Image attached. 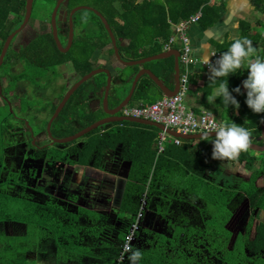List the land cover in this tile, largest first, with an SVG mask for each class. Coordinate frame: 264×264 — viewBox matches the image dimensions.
Returning a JSON list of instances; mask_svg holds the SVG:
<instances>
[{
	"label": "trees",
	"instance_id": "1",
	"mask_svg": "<svg viewBox=\"0 0 264 264\" xmlns=\"http://www.w3.org/2000/svg\"><path fill=\"white\" fill-rule=\"evenodd\" d=\"M26 1L0 0V37L2 38L0 52L8 36V23L10 22V25H12L23 21ZM52 1L56 3L58 0H50V2ZM228 1L68 0L67 5L70 9L79 5H86L100 11L107 18L116 36L121 57L125 61H132L162 53L165 42L172 36V26L189 19L199 10H202V17L196 24L204 30L215 26L226 16ZM250 2L254 6L255 11L264 15V0H250ZM14 14L16 19L12 16ZM88 14L92 15V17ZM94 17L99 22V26L96 28L91 25V19ZM75 20L76 24L85 29L86 35L75 39L74 46L69 52H76L73 58H70V55H65L58 58L57 62L72 60L75 70L84 76L93 70L91 59L94 53L99 49H105L112 43L109 33L95 12L88 9L80 10L75 14ZM239 29V37L250 39L253 45L257 47V55L264 58V20L257 19L256 25H253L251 20L242 19L239 22ZM232 40L227 39L222 43L217 42L215 46L223 53L228 50ZM109 53L111 58L114 57V59L112 58L113 63L120 66L123 65L118 61L113 47L109 49ZM250 59H255V57ZM144 66L151 69L162 81L169 83L174 74L175 62L174 58L170 57L146 63ZM132 67L133 70L130 72H123L122 67L119 69L116 79L120 80L121 84H125L129 79L128 77L135 74L140 66ZM100 74L99 76L96 75L97 77H92V79L96 80L101 97H103L107 75L105 73ZM247 74V67L245 66L228 78H219L215 84L211 80L206 81L202 87H197V91L201 92L202 100L207 102V97L213 94L214 89L220 83L228 79L231 91L236 86L242 85V81L246 79ZM192 82H194L193 78ZM140 83V87L150 83L158 88L148 77H144ZM86 85L87 82L74 93L71 98L73 103L67 104L52 124V127L56 123L61 125L60 129L55 131L56 133L51 130L52 135L56 138L73 135L106 116L105 112L101 114L90 113L88 115L83 113L84 108L79 102V93ZM126 95L127 93L124 96H120L112 106H118ZM233 95L237 94L233 93ZM133 98H144V95L138 90ZM237 99L240 102L237 115V111H234L231 107H224L219 98H217L216 104L219 107V112L226 114L228 123L234 121L252 130L254 137H261V123L264 120V113H252L247 107L245 103L246 97L243 95H237ZM155 101L156 99L150 100L151 103ZM54 110L55 108L52 112ZM15 114L17 112H11L8 105L0 106V224L6 223L9 225V223H14L17 226V230L18 225H25L28 232L30 230L33 231L34 241L30 244L25 242L21 250L19 249L20 243H18V247L12 245L11 250L14 252V256L15 253L17 256L10 258L11 261L8 259L9 262L5 263V260H3V256H5V241L15 238L5 237L0 234V264H3V262L4 264H19L18 256L24 255L32 249H37L36 252H39L41 250L40 245L43 242L47 243L49 240H53L57 245L56 261L58 263L60 260H68L75 264H84V260L89 259V263L92 264L93 260L88 251L91 237L94 239L93 243L100 246L97 250V254L100 255L95 258L96 260L93 264H131L129 257L133 251L137 250L135 245L124 255V260L122 261H119L120 254L125 237L132 224L136 221L142 207L141 198L146 192L149 199L144 214V224L146 223V225H149L148 220L152 217L150 213L153 216L162 214L163 212L159 206L162 207L164 202L168 200V196H172L173 199H176H170L172 214L178 216L184 215L185 212L188 213V210L198 205L199 200L203 201L202 198H206L216 208L215 213L218 215L214 214L211 219L205 218L202 220L204 225L202 229L204 231L206 229L209 232L224 229V225L230 215L228 204L232 198L238 195V191L231 190L229 186L231 178L226 180L228 185L224 184L222 186L220 185L221 179L216 184L206 181L204 177L207 167L206 162L212 157L209 144H205L204 148L195 149L189 141H185L182 146L171 142L166 144L165 151L157 157L156 140L159 129L130 121L110 124L115 126V128H111L108 125L98 127L84 136L83 139L81 138L79 144V140L61 144L63 147L71 146L70 153L74 156V162L70 165L75 168H84V179L92 178L103 182L104 175L107 172L105 160L108 152L112 151L113 155H117L120 160L129 163L127 185L120 198V206L118 209L114 208L116 215L111 214L113 211L112 206H110L111 211L106 214L102 208H99L98 204L93 207L99 208L101 211L90 210L88 207L77 204L82 198L81 187L71 190L72 188L68 182L62 186L58 185L57 189L46 193L44 188L29 185L28 181L19 184L10 177H3L6 139L7 135L11 133L5 121H8L9 117H14ZM26 129L30 134L29 143L32 145L31 132L28 127ZM43 131L48 136L47 125H45ZM49 150V147L43 148L44 152L48 151L47 157L51 156ZM40 151L38 149L39 154L34 156V160L43 153V151ZM248 152L241 153L237 158L241 163L247 162V166L250 164ZM98 168L102 169L101 172L103 174L100 176L93 174V171H96L94 169ZM259 174V172H254L250 180L246 184L242 180L243 183L240 186L252 199L258 198V190L254 183ZM35 177L36 175L34 174L33 178ZM105 201L107 202V200ZM184 206L189 207L184 208ZM213 206L211 207L214 208ZM206 211L208 210H200L199 214L202 213V216ZM110 218L114 219L116 224ZM117 221L121 222V224L118 225ZM98 223L105 225L104 231L94 235L89 233L92 232L94 225H99ZM107 225H110L108 229H106ZM179 231L180 227L175 232ZM108 232L111 233L113 247H116L114 249L105 247L104 239L107 237ZM224 235V240L215 239V241L211 242V245L219 249L226 245L229 237L226 238L227 235ZM99 239L103 241L102 244L97 241ZM120 244H122L121 247ZM262 250H264V231L252 242L248 238L239 237L235 243L234 250L226 252L227 255L225 257L231 260L229 264H264V259L259 256ZM166 252V248L164 250L156 249L153 254L141 252L142 258L137 261V264H148V257L153 260L152 264H181L178 261L180 259L179 256L175 261L172 254ZM248 252H251L250 256ZM108 253L111 255L110 260L105 258ZM211 255L214 256L213 253ZM101 256L105 257L101 258ZM183 256L185 257V255ZM235 258L237 259L236 261ZM239 261L240 263H238ZM182 263L186 264L184 261Z\"/></svg>",
	"mask_w": 264,
	"mask_h": 264
},
{
	"label": "flooded vegetation",
	"instance_id": "2",
	"mask_svg": "<svg viewBox=\"0 0 264 264\" xmlns=\"http://www.w3.org/2000/svg\"><path fill=\"white\" fill-rule=\"evenodd\" d=\"M79 6H81V5H79ZM54 8H55V6H54ZM74 8L75 7L70 9L66 3V4L61 5L58 9L57 32H58L59 39L61 41V47L57 43L55 36H54V30H53L52 21H51L52 15H50V18H48V20L46 18L44 21H42V24H40L38 22L33 23L34 26L32 28H29L28 29L29 31L26 32L25 30H26V28H28V24L30 23V21H29L28 24L21 31H19L18 33L15 34V36L13 37V39L10 43V46H9V48L5 54L3 63L0 67V91H1L0 95H1V100L3 101V105H0V106L8 105L11 112L15 111V110H13L14 109L13 103L14 102L18 103L19 102L18 100H19V97L21 96V94H25L27 92V88L24 87V85H23L24 81L25 82L29 81V83H31L34 86L42 85L40 87H37V89H36L38 92V95H42L43 93L48 92L50 85H48L47 82L39 81V79L47 76V72H49L51 75L58 77L57 67L63 68V65L70 62V61H63V62L58 63L56 60V62L54 64V68L50 69L44 63L43 56H47L48 59L53 60L54 57L56 55L60 54L61 52L67 54L72 50V48L74 46L75 39L80 38V37H85V35H86L85 29L82 26L76 24L75 15H74L73 16L74 40H73L72 46L69 48V50L67 52L64 51L68 46L69 33H70L69 18H70V13ZM52 13H53V11H52ZM12 16L14 17V19H16L15 14ZM31 18H30V20H31ZM23 21H24V18H23ZM23 21L19 24H12V25H10V22L8 23L9 24V27H7L8 36L6 37V39L3 43L2 50H3L4 44L7 40V38L13 32H15L16 30H18L21 27V25L23 24ZM25 33L26 34L31 33L32 36H30L29 39H26L22 44H18L16 46L17 39L20 38V36L22 34H25ZM1 42H2V38L0 37V43ZM2 50L0 52V55L2 53ZM23 59H26L33 64H36V67H38L40 69L39 71H41L42 73L46 69L45 75L43 73L42 75H37V76H34L33 78H29L28 76H26V78L24 79L23 75L19 74V76H15V80H13L15 85L13 87H11V89L8 92H6L4 88L7 86L8 87L10 86L9 85V79L10 78H9V75H7L5 72L2 73L3 68L5 66H7L8 64H10V65L14 64L15 67L19 66L21 68V65L24 64ZM33 59H35L36 63L32 62ZM43 68H45V69H43ZM74 73H78L80 78L83 77L78 71L75 70L74 65H73V71L68 70V71L63 72L62 75H59V77L62 79L61 82H63V80H64V81H70L71 83H73L72 77H73ZM5 78H7V81H8L7 85L3 84ZM12 78H14V77H12ZM112 79H113V77H112ZM22 80H24V81H22ZM49 80H50V78L48 77L47 81H49ZM37 81H38V83H37ZM85 83H83L82 85H84ZM74 84H71L69 86V88L63 93L62 96H59L58 98H56V99L54 98L52 100L51 108H50V116L46 122L47 124H48L49 120L51 119V117L53 116L55 110L57 109L58 105L62 101L65 94L70 90V88H72V86ZM85 87L81 91V93H79V95H80L79 102L82 104V107L84 108L83 113L85 115H88L90 113H100L101 114L102 112H105V109H104L105 90L103 93V97H101V92H100V89L97 85V82H96V87L93 90H89V92H87V93H85L86 92ZM37 92L35 91L36 94H37ZM110 92H111V88H110ZM110 92H109V95H110ZM74 93H73V95H74ZM72 96L66 102L65 106L67 104L73 103L72 102L73 100L71 99ZM12 99H13V101H12ZM95 102L99 103V106L97 107V109L94 108ZM65 106H64V108H65ZM54 108H55V110L52 112V110ZM109 109H112V108L109 107ZM19 112H20V109H19ZM16 115L17 114H15L13 118L21 120L22 123H24V124L28 123L27 121H25V119L21 115L20 116H16ZM59 115H58V117H59ZM118 115H121V113L119 112ZM106 117H109V115L107 113H106V116H104L100 119H103ZM100 119H98V120H100ZM54 121H53V123H54ZM112 123H116V122H111L108 124H112ZM103 126H100V127H103ZM261 130H262V128H261ZM104 131H105V129H104ZM104 131H102V132H104ZM47 134H48V132H47ZM48 136H49V134H48ZM48 136L45 133L46 142H44L40 146L41 148H39V150L43 151V148L47 147L50 142L52 144V139L50 136L49 137ZM31 137L35 138L34 134L31 135ZM81 138H79L77 140L80 141ZM253 143H256L260 146H264L262 132H261V137H254L253 136ZM54 144L61 146V144H59V143H54ZM65 144H67V143H65ZM78 144H79V142H78ZM45 145H47V146H45ZM72 146H74V145H72ZM70 147L71 146L67 147V149H63L64 151L68 152V154H67L68 156L72 155L70 153ZM63 148H66V147H63ZM248 151L249 152L247 154H249V157H250L248 159L250 162L249 166H247V162L241 163L237 159L236 160H230V164H232L233 168L232 169L230 168V171L227 172L228 167L222 168L223 164L222 165L218 164V167L222 170V172H221V177L218 178L217 181L221 179L220 185L222 186L224 184L226 185L227 184L226 180L231 178V182L229 183L231 190L232 191L233 190L238 191V193H237L238 195L236 197L232 198L230 200V203L228 204V212H230V215L227 218V222L224 225L225 227L223 230H221V231H210L209 232V231H206L205 228H204L205 231L202 229L204 227L202 220H204L205 218L211 219L214 214L208 213V211H206L205 214H203L201 216L202 213L199 214L200 210H202V211L208 210V208H207L208 204L207 203L205 204L202 200H199L197 206L191 208V210H188V213L185 212L184 215H188V218H189V219H187V221H184V219H183L184 217L178 216V215H176L177 219H174V217H170V219L167 221L168 223H170L171 219H174L176 224L180 227L179 232L173 233L171 231V234H170L168 232V230H166V228H164V227L163 228H157L155 232L152 231L153 236H157L158 241L160 242V245L161 246H163V244L165 245V248L167 249L166 253L172 254L173 259L175 261H176V258L178 259V256H179L180 259H178V261H180L181 264H183L182 261H184L186 264H229V263H231V260L227 259L225 257L227 255L226 252L234 250L235 243L239 237L248 238V240L250 242H252L259 235L263 234V231H264V227H263L264 226V164L263 163L261 164L258 157L254 156L251 153V151H254V150L249 149ZM256 152H261V151H256ZM47 153H48V151H46V152L43 151V153L40 155V157L37 158L36 160L29 158L32 161V163L29 165H27L28 158H27V156L25 157L23 173L26 177V181H28V183L30 181V183H33L35 185V187H37V188L38 187L44 188L46 193L54 191L55 189H57L58 185L62 186L66 182H68L71 186L72 181L68 175H66L64 177V179H62L63 182H62V180H59L58 182H56L52 178L53 176L59 177V175L56 173L58 170L57 171L55 170L58 167H56V166L53 167L52 163L50 164V162L53 161L52 156L47 157ZM261 153H264V151ZM107 155H109V157H107V158H110L109 159L110 162H112L113 164L116 165V163L119 161V157L117 155H113L112 151L108 152ZM107 158L105 160V163H107ZM208 161H210V160H208ZM228 161L229 160H226L225 162L227 163ZM31 166H35V169H31L30 170L31 173H30L28 171L27 167H31ZM211 167L213 168V166H211ZM233 169H241L243 171V173L250 172V174L248 176H245V177L244 176L241 177L238 175L236 176V172ZM254 172L260 173L258 175L255 183H254L255 187L258 190L257 191V196H258L257 199L250 198L245 193L244 189L240 188L243 181L246 184V182H248L250 180V178ZM34 174L36 175L35 178H33ZM204 177H206V181H208L209 183H211V181L214 180V178L211 180L212 173H210V175L208 176V173L205 172ZM217 181L214 182V184H216ZM81 183L79 184V187H81V185H82ZM148 200L149 199H148V195L146 192L141 198V202L143 204V206H142L143 207V212H142L143 214L139 220L138 229L135 231L134 241H133L132 246H134V245L137 246V242L139 240L138 235L142 229H145L146 223L144 224V214H145V211H146V208L148 205ZM159 208L162 210V212H164V210H163L164 206L163 205H162V207L159 206ZM212 209L216 210L215 207ZM166 215L168 216L169 213H167ZM215 215H218V214L215 213ZM171 227H172V230H174V225H171ZM152 228H153V226L151 227V230H152ZM195 228H197V229H195ZM161 230L165 233V235H163L161 233ZM224 234L227 235L226 238L229 237L226 241L227 242L226 245L222 246V248H220V249L211 245V242L215 241V239L220 238V239L224 240V236H225ZM210 239H211V241H210ZM164 249L160 248L159 250H164ZM211 253H213L214 256H212ZM180 255H182V256H180ZM183 255H185V257ZM248 255L250 256L251 252H248ZM259 256L261 257V259H264V250L261 251ZM149 260H150V258H149ZM236 260L237 259L235 258V261ZM152 262H153V260H152ZM152 262H148V264L149 263L152 264ZM238 263H240V261Z\"/></svg>",
	"mask_w": 264,
	"mask_h": 264
},
{
	"label": "rangeland",
	"instance_id": "3",
	"mask_svg": "<svg viewBox=\"0 0 264 264\" xmlns=\"http://www.w3.org/2000/svg\"><path fill=\"white\" fill-rule=\"evenodd\" d=\"M54 5H56V3H54L53 1L50 2V0H34L32 16H31L32 18L30 20V23L28 24V28H26L25 31L28 32L29 31L28 29L32 28L34 26L33 23L38 22V23L42 24V21H44L46 18L48 20L49 16L52 15L51 14L52 11H54ZM88 15H90V14H88ZM90 16L92 17V15H90ZM246 18L249 19L248 16H246ZM258 18H264V15L261 13H258ZM256 21H257V19H252V22L255 25H256ZM91 25L94 28L99 26V22L95 17L91 19ZM30 36H32L31 33L30 34H26V33L22 34L20 36V38L17 39L16 46L18 44H22L26 39H29ZM99 50H101V49H99ZM60 54L61 55H59V54L56 55L53 60L48 59L47 56H43V61L48 66V68H50V69L54 68V64L58 58L63 57L65 55H70L71 56L70 58H73L76 55V52L72 51L71 53H67V54L61 52ZM100 55H102V56H99V57L95 56L94 58L92 57L91 62L92 63L97 62L98 65L103 66L102 62H100V59L105 58V57H103L102 53H100ZM105 55H106V57L109 56V52L106 53ZM112 58L114 59V57H112ZM112 58L110 57V61H111L112 65L117 66V64L112 62ZM97 59H98V61H97ZM69 61L70 62L63 65V68L57 67L58 77H59V75H62V73L65 71H68V70L73 71V62H72V60H69ZM23 62L25 65L22 64L21 68L19 66L15 67L14 64H11V65L8 64L7 66H5L3 68L2 73L5 72L7 75H9V78H10L9 79V85L10 86L9 87L4 86L5 87L4 89L6 92H8L11 89V87H13L15 85L13 80H15V76H19V74H22L24 79L26 78V76H28L29 78H33L34 76L42 75L43 73L45 75V73H46L45 68H43V69H45V71H43V73H42L41 71H39L40 69L38 67H36V64H33L26 59H23ZM32 62L36 63L35 59H33ZM118 69H120V68H118ZM121 69L124 72H130L133 70V67L132 66H124ZM99 75H101V74H98L97 76H99ZM12 77H14V78H12ZM48 77L50 78L49 81H47ZM58 77L51 75L49 72H47V76L39 79V81L47 82L48 85H50L48 92H45L42 95H38V92L36 90L37 87H40L42 85L34 86L31 83H29V81L25 82L24 80H22V81H24L23 82L24 87L27 88V92L25 94H21V96L19 97L18 103H15V102L13 103L14 104L13 108L17 112L16 116L21 115L25 119V121H27L28 123H25V125H24L21 120H18V119L13 118V117H9L8 121L7 120L5 121V124L8 126L11 133L7 135V139H6V150L4 152L5 158L3 159L4 160V162H3V167H4L3 177L4 178L10 177L11 179H13V181L18 182L19 184H22L24 181H26V177L23 173L24 160H25V157L27 156V158H28L27 165L31 164L32 161L29 158L33 159L34 156H36L38 154L37 151L39 148H41L40 146L44 142H46V137H45V133L43 130L45 129L46 122L50 116L51 102L54 98L56 99L59 96H62L63 93L72 84L70 81H64L63 80V82H61L62 79L60 77L59 78ZM7 82H8L7 78H5L3 84L7 85ZM37 83H38V81H37ZM131 86H132V83H125L122 86L121 85L118 86L119 87L118 88L116 86L115 80H113V85H112L110 93L112 95H114V93L118 92V93H122V96H124L125 93H129ZM152 88L155 90H158V88L153 84H152ZM137 89L140 90V86ZM35 91L37 92V94L35 93ZM195 94H196V92H194L192 90L189 91L188 97L185 100V104L187 107H189L191 104L194 103L195 98H196ZM243 96L246 97V94ZM145 100L149 101L148 98H146ZM12 101H13V99H12ZM0 105H3V101L1 99H0ZM209 107L213 110V112H215L216 114L219 115V116L217 115L219 118L226 119L225 113L219 112V110H215L216 106L213 105V106H209ZM19 109H20V112H19ZM106 125L110 126L111 128H115V126H113V125H110V124H106ZM106 125H104V126H106ZM25 126L29 128L31 135L34 134L35 138H32V142H31L32 145H30V143H29L30 134H29V132ZM60 126H61L60 124L56 123L53 127L51 126V130H53L54 132L58 131L60 129ZM83 137H82V139H83ZM80 141H78V142H80ZM201 141H202L203 145L211 144L205 138H203ZM45 146H47V145H45ZM47 147H49V149H50L49 151L51 152V156H52V160H53L52 166L58 167L57 169H55L56 171L58 169H62L63 167H65L67 165L73 164V162H74L73 155L68 156L67 155L68 152L63 150V149H67V147L63 148V146H58L54 143L51 144V142L49 143V145ZM251 153L254 156L258 157L261 164L262 163L264 164V153L256 152V151H251ZM106 157H109V156H106ZM218 164L219 165L223 164L224 166H222V168L228 167L227 172L230 171V168L231 169L233 168L232 164H230V160L227 163L225 161H217V160L207 161L206 162V165H207L206 172L208 173V176L210 175V173H212L211 180L214 178V180L211 181V183L216 182L217 179L221 177L222 170L218 167ZM211 166H213V168ZM27 169L31 173L30 170L35 169V166L27 167ZM233 170L236 172V176L238 175L241 177L242 176L245 177V176H248L250 174V172L243 173V171L241 169H233ZM52 178L56 182H58L60 180V177H57V176H53ZM62 182H63V180H62ZM28 184L34 185L33 183H30V181ZM77 188H78V186L74 189L76 190ZM82 189H83V187H82ZM71 190H73V189H71ZM170 199H173V197L168 196L169 201H170ZM202 199H203V202L205 204L206 203L208 204V206H207L208 213L215 214V209H212V207H211L213 205L206 198L205 199L202 198ZM168 200H166L164 202L165 205H167L169 203ZM173 200H175V199H173ZM191 201H193V200H191ZM79 203H80V201H79ZM188 207L189 206H184V208H188ZM88 208L90 210L101 211L99 208H96L93 206H90ZM109 210H111L110 207H108L106 205L104 207V211L108 212ZM150 215L152 217H151V219L148 220L149 223L151 222V220L153 218H156V216H153L151 213H150ZM160 215L163 216V213ZM111 220H112V222H115L114 219H111ZM170 222H171V225H174V230H173V233H174L179 228V226L176 224L174 219H171ZM98 224L99 225H97V226L94 225L92 227V232H89V233L94 235V234H98L99 232L104 231L105 225L100 224V223H98ZM102 225H104V226H102ZM109 226L110 225H107L106 229H108ZM14 229L17 230V226L14 223H9V225L6 223L0 224V234L2 236H5V237L9 236V238L10 237L15 238V239H9V240L5 241V246H4L5 256H3V260H5L4 261L5 263L9 262L8 259L14 258L15 256H17L16 253L14 256V252H12V250H11L12 245L18 247V243H20L19 249L21 250V247H22L21 241L28 242L29 244L34 241L33 231L30 230L27 233V235H25V237H23L24 239L21 240V237H17L15 235V233H13V232H15V231H13ZM10 232H12V233H10ZM109 234H110V236H109ZM93 241H94V239H93V237H91L90 249L88 250L90 252V257L93 260L92 264L95 262V260H96L95 258H97L100 255V254L99 255L97 254L98 247H100V246L95 245L93 243ZM97 241L99 242V244H102V242H103L100 239ZM104 241L106 243L105 247H109L111 249L116 248V247H113L111 233H109V232L107 233V237L104 239ZM21 253H23V252H21ZM102 257H105V256H101V258ZM105 258H108V260H110L111 255L108 253ZM17 260H18L19 264H24V260H23L22 256H18ZM10 261H11V259H10ZM37 261H38V259H37ZM4 262H3V264H4Z\"/></svg>",
	"mask_w": 264,
	"mask_h": 264
},
{
	"label": "crops",
	"instance_id": "4",
	"mask_svg": "<svg viewBox=\"0 0 264 264\" xmlns=\"http://www.w3.org/2000/svg\"><path fill=\"white\" fill-rule=\"evenodd\" d=\"M258 13L259 12L255 11L254 6L250 2V0H229L228 1V11H227L226 16L222 19V21L217 23L215 26L204 30L203 28H201L197 24H192L190 26L188 33L190 36L194 57H196L198 59L207 58L211 55V53L214 50H218L217 47L215 46L216 45L215 43H217V42L222 43L227 39L232 40L233 38L239 37L240 36L239 22L242 19L248 20V18H246V16H248L249 20H251V21H252V19L264 20V18H258ZM253 25H255V24L253 23ZM172 32H173V26H172ZM123 44H124V42H123ZM110 47H113V46L109 44L105 49L97 50L95 52V54L93 55V58L95 56H98V57L102 56V55H100V53H102L103 57H105V58L100 59V62H102L103 66L98 65L97 62L96 63L93 62V69L101 68V67L109 69L111 74H112V77H113L112 84H111V88H112L113 80H115L117 87L120 85L121 86L123 85V84H121L120 80H118V79L116 80V76L119 74L118 68L124 67L125 65H122V66L117 65L119 67L112 65V63L110 61V57H109L110 53H109V56H107V57L105 55L106 53L109 52ZM174 48L179 49L180 48L179 44L173 46L170 49H165V47H164V51H168V50H171ZM98 59H97V61H98ZM174 62H175V59H174ZM148 63H150V62H148ZM136 66H140L139 70L135 74H132L130 77H128L129 79L126 81V83H132L134 77L137 75V73L140 70L145 69V68L149 69V68L145 67L144 64L143 65H136ZM193 67H192L193 73H192V76L190 77L188 94H189V91L192 90V91L196 92V94H195L196 98H195L194 103L191 104L188 108L194 110L196 113H200L204 110H208V111L212 112L213 114H215V116L217 117L216 113L213 112V110L209 107V106L214 105V106H216L215 110H219V107L216 104V102L212 103V104L208 103V101L205 102L204 100H202L201 92L197 91V87H202L204 85V83H206V81L210 80L211 72H210V70H207L206 68H204L199 63ZM144 77H148L150 80H152L148 75L144 74L139 79V82L137 84L135 92L138 91L137 88L141 84L140 82H141V80H143ZM79 78H80L79 74L74 73L73 77H72V81H73L72 84H74ZM192 78H193L194 82H192ZM86 82H87V85L85 87L86 88L85 93L89 92V90H93L96 87V80L91 78V79L87 80ZM152 82L154 83L153 80H152ZM164 84H166L170 88H173L174 84H175L174 74H173L172 79L169 81V83L164 82ZM135 92H134V94H135ZM140 92L143 93L144 98H133L132 97L131 101L126 106H124L122 108V110L126 107L135 106L139 103L140 104H151V102H150L151 99H156V101H157V100L167 96L166 94L162 93L160 88L158 90L153 89L152 84H150V83H147L143 87H140ZM188 94H187V97H188ZM127 95H128V93H127ZM127 95H126V97H127ZM120 96H122V93L116 92V93H114V95H112L110 93L108 106L112 109L116 108L117 106H115V107L112 106V103H114L116 100H118ZM148 97H150V98H148ZM146 98H148L149 101H146L145 100ZM94 104H95L94 108L97 109V107L99 106V103L95 102ZM122 110L120 111L121 115H122ZM237 114H238V111L236 112V115ZM218 119L226 121V119H221V118H218ZM159 131H160V129H159ZM172 137H174V136H172ZM202 139H196V140L195 139L194 140L182 139V141L183 142L189 141L191 143V145L195 149H197V148H201V147L204 148L206 146V145H203V143L201 141ZM169 140L170 139H168V141ZM168 141H166L165 144L171 143ZM209 148L212 151V144H209ZM107 156H109V155H107ZM109 159L110 158H107V163H105L107 172L104 175L103 182L96 181L92 178L84 179L83 178L84 173H85L84 168H80V167L75 168V167H72L71 165H67V166L63 167L62 169H58V171L56 173L59 175L60 180L64 179V177L66 175H68L72 181V185H71L72 189L76 188L77 186L79 187V184L82 182V185H81L82 198L80 199V203H79V201L77 202L78 204H81L84 207H87V206L90 207V206H94V205L98 204L99 208H102L103 211H104L105 205H107L108 207L112 206V208H113L112 212L113 213H111V214L116 215V210L114 208L118 209V207L120 206L119 201H120V198H121V196H122V194L126 188V185H127V177H128L130 165L128 162L121 161L120 159L115 165L112 162H110ZM209 160L215 161L212 159V157H210ZM98 169H94L96 171H93V174L100 176L101 174H103L101 172L102 169L101 168H98ZM82 187H83V189H82ZM108 198H109V200H108ZM105 200H107V202ZM102 204H105V205H102ZM163 206H164V209H163L164 212L163 213H165V214H163V216H161L160 214L156 215V218H153L151 220V222L149 223V225H146L145 229H142L138 235L139 240L137 242L136 247H137V250H139L142 253H146V254L152 253L153 254L156 249L159 250L160 248L161 249L165 248L164 244H163V246L160 245V242L158 241L157 236H153L152 231L155 232L157 228H163L164 227V228H166V230H168V232L170 234H171V231L173 232L172 227H171V222L168 223L167 221L170 219V217H174V219H177V216H176V214H174V215L172 214L170 201L167 205L163 204ZM109 211H111V210H109ZM166 212L169 213L168 216L166 215L167 214ZM106 214H108V213L106 212ZM180 216L184 217L183 218L184 221H187V219H189L188 215H180ZM110 219H112V218H110ZM115 224H116V221H115ZM117 224L120 225L121 222L117 221ZM152 226H153V228L151 230ZM13 231H15L13 233H15V235L17 237H21V240L24 239L23 237H25V235H27V233H28V230L25 227V225H21V224L18 225V230L14 229ZM10 233H12V232H10ZM161 233L163 235H165V233L162 230H161ZM24 243L25 242L21 241L22 246L25 245ZM121 246H122V244H120V247ZM40 248H41V250L39 252H36L37 249H35V250L32 249L30 252H28L24 255H21L23 260H24V264H75L74 262L68 261V260H60L59 263L56 261L57 245L53 240H49L47 243L43 242L40 245ZM32 251L35 253H33ZM37 259H38V261H37ZM147 261L152 262L151 259L149 260V257L147 258ZM84 264H90L89 259L84 260Z\"/></svg>",
	"mask_w": 264,
	"mask_h": 264
},
{
	"label": "clouds",
	"instance_id": "5",
	"mask_svg": "<svg viewBox=\"0 0 264 264\" xmlns=\"http://www.w3.org/2000/svg\"><path fill=\"white\" fill-rule=\"evenodd\" d=\"M252 57L255 59H250ZM245 66L248 74L242 85L230 91L228 79L225 80L207 97L208 103H215L219 98L224 107L238 111L240 102L237 95L246 94L245 103L251 112L264 113V58L257 55V47L247 37L233 38L228 50L221 53L214 63H208L210 80L215 84L219 78H228ZM210 133H215V136ZM203 136L212 144V159L217 161L236 160L253 144V131L234 121L212 125ZM126 251L130 249L126 248ZM141 258L139 250L133 251L129 257L131 264H137Z\"/></svg>",
	"mask_w": 264,
	"mask_h": 264
},
{
	"label": "built area",
	"instance_id": "6",
	"mask_svg": "<svg viewBox=\"0 0 264 264\" xmlns=\"http://www.w3.org/2000/svg\"><path fill=\"white\" fill-rule=\"evenodd\" d=\"M201 17L202 10H199L189 19L174 24L173 34L164 44L165 49H170L177 44L180 47V83L177 92L173 96H165L151 104L139 103L135 106L126 107L122 110L123 116L149 119L165 125L168 129L184 134L203 133L212 125L226 122L225 120L218 119L215 114L208 110L196 113L185 105L193 66L199 63L207 70H210L208 63H214L222 53L219 50H214L207 58L198 59L194 57L188 32L190 26L196 24ZM168 139L170 140L168 141ZM166 141L178 146H182L184 143L181 138L172 137L166 130H160L156 140L157 157L165 151ZM142 212L143 207L140 208L136 221L132 224L125 237L119 261L124 260V255L128 252L126 248L130 250L132 248L134 234L138 229Z\"/></svg>",
	"mask_w": 264,
	"mask_h": 264
},
{
	"label": "water",
	"instance_id": "7",
	"mask_svg": "<svg viewBox=\"0 0 264 264\" xmlns=\"http://www.w3.org/2000/svg\"><path fill=\"white\" fill-rule=\"evenodd\" d=\"M68 0H58L54 11L52 13V17H51V21H52V26H53V30H54V36L55 39L57 41V43L59 44V46L61 47V41L59 39L58 36V32H57V14H58V9L61 5L66 4ZM33 4H34V0H27L26 1V11H25V17H24V21L23 24L21 25V27L16 30L15 32H13L6 40L2 53L0 55V67L3 63L5 54L10 46V43L13 39V37L15 36L16 33H18L19 31H21L30 21V18L32 16V10H33ZM83 9H88L91 10L93 12H95L100 19L102 20L107 32L109 33V36L111 38V43L112 46L114 48L115 51V55L118 59V61L120 63H122L123 65L126 66H136V65H143L145 63L148 62H152V61H156V60H160V59H166L169 57H174L175 59V68H174V87L170 88L169 86H167L166 84H164V82L158 77L156 76L155 73H153L150 69H142L140 70L137 75L134 77L133 82H132V86L131 89L127 95V97L114 109H109L108 103H109V92H110V88H111V84H112V74L110 72L109 69L107 68H95L92 71H90L89 73H87L86 75H84L83 77H81L73 86L72 88H70V90L65 94V96L63 97L62 101L60 102V104L58 105L57 109L55 110L53 116L51 117V119L49 120L48 124H47V132L49 134V136L52 139V144L53 143H59V144H65V143H71L87 134H89L90 132H92L93 130H95L96 128L103 126L105 124L111 123V122H125V121H130V122H135V123H139V124H144V125H149L152 127H156L160 130H166L170 135L174 136V137H179L181 139H187V140H196V139H202L204 138L203 133H193V134H184V133H179L176 131H173L171 129H168L165 127V125L161 124V123H157L154 122L152 120L149 119H145V118H136V117H128V116H122V115H118V113L122 110V108L124 106H126L132 99L134 92L136 90L137 84L139 82V79L144 75H148L153 81L154 83L160 88V90L162 91V93L166 94L167 96H172L174 95L178 88H179V83H180V50L179 49H171L168 51H164L162 53L156 54V55H152L149 57H144L142 59H138V60H132V61H125L122 57L121 54L119 52V47H118V43H117V39L116 36L108 22V20L106 19V17L98 10H96L95 8H92L90 6H86V5H81V6H77L75 7L71 13H70V18H69V23H70V33H69V41H68V46L67 48L64 50L65 52H67L69 50V48L72 46L73 40H74V28H73V16L80 10ZM100 73H105L107 75V84L105 87V94H104V109L105 112L109 115V117L100 119L94 123H92L91 125L83 128L82 130L78 131L77 133L64 137V138H56L53 137L52 133H51V126L53 121L58 117V115L61 113L62 109L64 108L66 102L69 100V98L73 95V93L83 84L85 83L87 80L91 79L92 77L100 74ZM261 128H262V135H263V142H264V120L261 124ZM210 135H212L213 137L215 136V133H210ZM251 150L254 151H264V146H260L256 143H253L252 146L250 147Z\"/></svg>",
	"mask_w": 264,
	"mask_h": 264
}]
</instances>
